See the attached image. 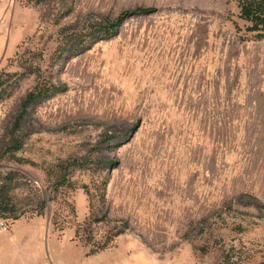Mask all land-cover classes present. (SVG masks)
I'll return each instance as SVG.
<instances>
[{
  "label": "rangeland",
  "instance_id": "rangeland-1",
  "mask_svg": "<svg viewBox=\"0 0 264 264\" xmlns=\"http://www.w3.org/2000/svg\"><path fill=\"white\" fill-rule=\"evenodd\" d=\"M124 13L117 35L91 38ZM239 13L234 0L0 10V145L33 96L23 150L0 151V179L13 174L26 210L0 218L1 259L264 264V40L237 29ZM64 169L77 188L49 201Z\"/></svg>",
  "mask_w": 264,
  "mask_h": 264
},
{
  "label": "trees",
  "instance_id": "trees-1",
  "mask_svg": "<svg viewBox=\"0 0 264 264\" xmlns=\"http://www.w3.org/2000/svg\"><path fill=\"white\" fill-rule=\"evenodd\" d=\"M240 8L239 18L244 22V27H240L236 23V27L239 31H244L245 34H249L254 40H264V0H234ZM140 12V11H139ZM130 13H124L116 21L108 24H95L90 26L89 35L91 38L94 36L95 40H103L106 38L113 37L119 33L120 27L122 26L125 19ZM84 38V37H82ZM93 39V38H92ZM78 46L75 50H82L85 46V41L81 40L78 42L72 41L65 43V46ZM66 46V47H67ZM77 52V51H76ZM7 89L4 87V82L0 78V101L8 96ZM33 96L31 95L27 101L23 104L22 111L13 122L10 131L7 135L4 144L0 145V151L4 150L5 155L10 154L11 157L16 158V155L23 150L25 146V134L23 133V122L25 121L26 110L32 102ZM21 163L29 162L23 159H18ZM77 165L80 169H84L83 165H78L76 162L72 163ZM71 177L66 170H60L59 175L54 185L55 189L49 192V201H53L61 187L77 188L76 184L71 182ZM19 187L15 177L12 173H7L2 179H0V218L16 221L25 214L26 210L20 207L18 200L16 199L15 191ZM85 190L87 187L83 186ZM17 200V201H16ZM48 200L44 198V195L38 201L36 209L37 215H42L44 210L48 206ZM79 230H77V236ZM107 243H104L99 249H105Z\"/></svg>",
  "mask_w": 264,
  "mask_h": 264
},
{
  "label": "crops",
  "instance_id": "crops-1",
  "mask_svg": "<svg viewBox=\"0 0 264 264\" xmlns=\"http://www.w3.org/2000/svg\"><path fill=\"white\" fill-rule=\"evenodd\" d=\"M11 0H0V10L7 6L8 4H10ZM3 248L2 245H0V251L1 249ZM1 254H0V264H34L33 260L32 261H29L28 259L26 258H21L19 259V261H16V262H13L9 259H1Z\"/></svg>",
  "mask_w": 264,
  "mask_h": 264
}]
</instances>
